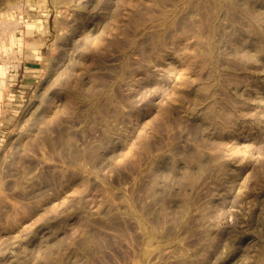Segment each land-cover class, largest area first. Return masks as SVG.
Returning a JSON list of instances; mask_svg holds the SVG:
<instances>
[{
    "label": "rangeland",
    "instance_id": "obj_1",
    "mask_svg": "<svg viewBox=\"0 0 264 264\" xmlns=\"http://www.w3.org/2000/svg\"><path fill=\"white\" fill-rule=\"evenodd\" d=\"M0 264H264V0H0Z\"/></svg>",
    "mask_w": 264,
    "mask_h": 264
}]
</instances>
